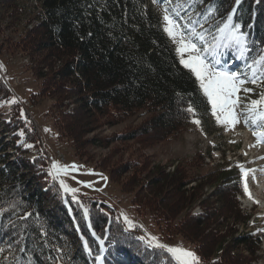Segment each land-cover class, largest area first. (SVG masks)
Here are the masks:
<instances>
[{
	"label": "trees",
	"instance_id": "1",
	"mask_svg": "<svg viewBox=\"0 0 264 264\" xmlns=\"http://www.w3.org/2000/svg\"><path fill=\"white\" fill-rule=\"evenodd\" d=\"M181 1L186 2L184 8L194 18L196 30L207 29L209 41L235 8L233 23L246 33L242 58L252 65L264 55V0H242L239 5L235 0ZM36 2L40 10L28 20L32 27L15 46L33 62L41 96L55 99L57 121L67 136L82 143L90 132L142 108L152 115L120 139H162L191 125L197 112L188 108L201 109L205 95L195 75L180 63L173 40L150 2L147 7L145 0ZM0 7L21 10L19 0H0ZM227 50L239 55L236 48ZM254 67L258 74L264 71V64ZM10 96L0 74V104ZM72 103V112L63 111ZM3 107L0 208L8 212L0 216V264H94L101 254L103 264H166L167 254L140 241L112 204L75 202L64 196L49 174L35 127L24 122L19 105L13 106L9 120L2 118ZM26 142L33 144V157L27 154L31 149ZM226 168L223 163L209 174L193 176L180 166L171 172L165 165L129 161L108 174L113 180L123 178L126 192L136 187V202L154 213L168 235L181 234L194 243L202 260L253 264L260 243L251 234L234 230L238 223L247 224L251 215L241 214L236 203L239 189ZM208 186L211 192L204 190ZM195 206L202 212L193 213ZM27 213L32 215L18 219ZM241 246L250 257L241 253Z\"/></svg>",
	"mask_w": 264,
	"mask_h": 264
},
{
	"label": "rangeland",
	"instance_id": "2",
	"mask_svg": "<svg viewBox=\"0 0 264 264\" xmlns=\"http://www.w3.org/2000/svg\"><path fill=\"white\" fill-rule=\"evenodd\" d=\"M145 1L146 7L149 2L153 5L155 11L160 15L164 27L166 26L163 19L165 8L169 9L172 18L186 31L196 27L194 18L184 8L185 1L169 0L168 3L163 0H157L156 3H153V0ZM17 9L21 10L15 9L12 12L0 7V64L3 65L0 68V74L11 91L9 100H3L0 104L4 105L2 118L9 120L12 109H15L13 106L19 105L24 122L35 127L41 151L48 159L49 171H56L52 168L54 163L61 167L69 166L66 173L59 171L55 179L51 175L59 185L60 180H63L69 188L78 189L76 193H71L64 191L60 186L64 196L75 202L88 203L90 200L109 202L124 221L125 217L131 221V227L125 222L129 229H133L136 235L137 233L143 234V239L137 235L140 241L150 242L151 237H156L160 243L180 246L196 252L194 243L181 234L168 235L163 224L154 217V213L138 201L136 202V187L129 192L124 191L122 189L123 178L113 180L108 172L113 167L129 161L132 163L147 161L148 167L161 164L171 172L178 166L184 167L189 175L194 176L209 174L218 169L219 164L225 163L227 171L232 174L233 182L239 189L236 194V203L241 209V214L251 215L247 224L238 223L233 226L234 230L237 229L241 234L248 233L254 239L257 238L260 247L259 251L253 255L254 261L251 262L264 264V142H257V137L253 135V129L243 123L242 114L250 100L259 99L261 83L252 84L249 82L242 86V88H252L254 91L244 93L241 90L238 93L241 103L237 112L241 115L240 123L234 127L217 122L212 115L211 104L205 96L204 106L195 110L197 114L193 118V121L198 119L201 123L197 125L192 122L184 130L166 138L156 139L158 137H154V140L150 138L132 140L119 138V135L149 119L152 113L146 108H142L120 122L102 125L81 138L80 142L82 143H77L67 136L59 126L58 112L54 108L55 99L50 96H41V82L34 75L33 62L18 46H15L20 36L25 33L26 28L32 27L28 20L40 10L39 4L36 0H19ZM196 42L199 43L198 40ZM173 43L177 49L178 44L174 41ZM236 51L239 55L234 56L233 52L223 49L222 52L225 54L218 67L240 72L250 80L252 69L242 58L241 48H236ZM178 55L180 59V54L178 53ZM185 58H187V54H185ZM12 100H15L16 103H10ZM28 105H32V107ZM74 106L75 104L72 103L63 111L72 112ZM26 145L27 147L31 145L29 147L31 150L27 154L33 157L35 151L33 144L26 142ZM73 165L75 168L71 167ZM241 166L244 171L251 170L248 171L246 178ZM129 176L130 173L124 179ZM245 179L251 199L244 190ZM196 182H192L188 187ZM88 184H91V187H88ZM204 190L211 192L213 189L208 186ZM253 197L258 198L260 203L253 202L254 204H252ZM202 210L200 206H195L192 212L200 213ZM241 253L244 256H251L246 249H243V246H241ZM99 256L102 257V261L96 259L94 264H103V255ZM213 260L212 258L201 259V264H214Z\"/></svg>",
	"mask_w": 264,
	"mask_h": 264
},
{
	"label": "snow or ice",
	"instance_id": "3",
	"mask_svg": "<svg viewBox=\"0 0 264 264\" xmlns=\"http://www.w3.org/2000/svg\"><path fill=\"white\" fill-rule=\"evenodd\" d=\"M157 0H153L156 3ZM168 3L169 0H163ZM242 0H235L236 5L241 4ZM260 2V0H257ZM236 9L232 10V13L227 16L223 26L217 27V35H213L212 41H209L206 37L207 29L203 31H197L195 27L185 30L176 20L169 14V9H164L163 19L166 22L164 31L168 34L172 40L178 44L177 52L180 54V63L187 69H189L199 81L200 89L207 97L208 102L211 104L212 115L216 118L218 123L235 126L240 123V113L237 112V108L241 103V98L238 93L242 90L244 93H252L254 89L242 86L246 83L264 84V71L257 73V68L254 65L264 64V55L260 56L259 60H254L249 68L252 69V76L249 80L244 74L240 72L229 71L227 68L218 67L221 63V58L224 56V52L221 49L241 48L246 46V33L241 30L240 24L233 23V16ZM178 15V13H177ZM191 23V21H189ZM203 29L204 26L201 24ZM199 41L197 43L196 41ZM187 54V58H185ZM242 55V53H241ZM3 65L0 64V68ZM10 103H16L15 100ZM190 113H195V109L189 107ZM243 123L250 126L253 129V135L257 137V142H264V91L259 94V99L250 100L243 109ZM199 125L200 120L193 121ZM23 135V133H21ZM31 147V145H28ZM75 168V165L71 166ZM52 168L56 171H52L49 174L56 178L59 171L67 172L69 166H63L54 163ZM241 170L244 171L243 166ZM251 171V170H248ZM248 171H244L245 178L248 175ZM106 179V178H105ZM60 186L66 192L76 193L78 189L69 188L68 185L60 180ZM91 187V184L87 185ZM244 190L251 199V193L248 189L247 180L245 179ZM75 199V197H73ZM13 208L15 205L12 206ZM87 214V209H84ZM8 212L6 208H0V216H4ZM32 213H27L26 216L18 217V219H27V216H31ZM11 222V221H10ZM125 222L131 227V221L125 217ZM100 243L103 245L104 240L97 237ZM140 239H143L141 237ZM87 247V242H85ZM149 247L154 250H161L166 253V264H201V258L196 252L188 250L180 246H169L158 242L156 237H151ZM22 250V249H21ZM3 251V249H0ZM103 251V249H102ZM91 254V249H89ZM97 260L102 261V257L97 256Z\"/></svg>",
	"mask_w": 264,
	"mask_h": 264
},
{
	"label": "bare ground",
	"instance_id": "4",
	"mask_svg": "<svg viewBox=\"0 0 264 264\" xmlns=\"http://www.w3.org/2000/svg\"><path fill=\"white\" fill-rule=\"evenodd\" d=\"M32 100V99H31ZM35 102V101H34ZM261 195V194H260ZM255 202H259V200H258V198H256V197H253V201H252V204H254ZM260 203V202H259ZM141 238V237H140Z\"/></svg>",
	"mask_w": 264,
	"mask_h": 264
},
{
	"label": "water",
	"instance_id": "5",
	"mask_svg": "<svg viewBox=\"0 0 264 264\" xmlns=\"http://www.w3.org/2000/svg\"><path fill=\"white\" fill-rule=\"evenodd\" d=\"M137 235L144 238V236H143L142 233L141 234L140 233H137Z\"/></svg>",
	"mask_w": 264,
	"mask_h": 264
},
{
	"label": "built area",
	"instance_id": "6",
	"mask_svg": "<svg viewBox=\"0 0 264 264\" xmlns=\"http://www.w3.org/2000/svg\"><path fill=\"white\" fill-rule=\"evenodd\" d=\"M30 104V103H29ZM29 107H32V105H28ZM29 119V116L27 117ZM108 194V193H107ZM109 196V195H108ZM112 199L114 200V197H112Z\"/></svg>",
	"mask_w": 264,
	"mask_h": 264
}]
</instances>
